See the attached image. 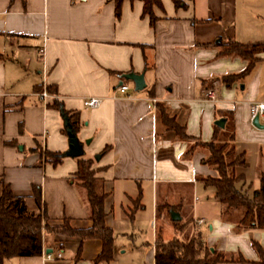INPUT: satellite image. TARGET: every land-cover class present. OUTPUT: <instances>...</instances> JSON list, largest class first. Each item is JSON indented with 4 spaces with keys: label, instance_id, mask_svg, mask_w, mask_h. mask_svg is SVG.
<instances>
[{
    "label": "crops",
    "instance_id": "1",
    "mask_svg": "<svg viewBox=\"0 0 264 264\" xmlns=\"http://www.w3.org/2000/svg\"><path fill=\"white\" fill-rule=\"evenodd\" d=\"M158 1L150 25L142 15V0H121L118 17L112 0H0V181L22 196L30 211L37 210L31 190L37 185L49 222L67 217L73 227L90 226L70 180L75 158L52 164L41 153L67 148L55 103L77 113L75 133L83 156L92 158L108 146L92 168L103 180L104 223L113 231L108 262H93L101 249L99 239L80 243L56 235L43 249L51 255L59 251L60 258L10 257L1 264H132L135 255L154 264L156 234L170 239L195 231L215 250L248 260L257 259L250 239L264 248L263 229L235 233L220 218L211 187L203 200L195 195L207 188L195 176L212 173L201 162L204 153L195 148L188 159L182 158L189 143L156 117L161 104L188 136L202 142L212 138L214 120L224 118L217 137L231 130L236 152L245 156L248 148L257 150L253 189L258 187L264 129L251 125L249 108L264 102V53L242 80L229 85L220 77L240 72L245 60L218 53L228 40L264 42V0H181L178 7L172 0ZM124 73H142L144 88L135 91ZM120 84L127 86L123 93L116 90ZM42 88L44 98L38 95ZM206 89L213 91L214 101L200 98ZM92 96L101 99L98 106L84 107L83 99ZM143 210L150 216L151 241L145 246L134 243L130 226ZM170 211L179 216L175 222L190 218L182 231L175 230ZM119 236L127 239L124 245Z\"/></svg>",
    "mask_w": 264,
    "mask_h": 264
},
{
    "label": "trees",
    "instance_id": "2",
    "mask_svg": "<svg viewBox=\"0 0 264 264\" xmlns=\"http://www.w3.org/2000/svg\"><path fill=\"white\" fill-rule=\"evenodd\" d=\"M112 1L114 15L118 17L121 0ZM142 2V15H147L149 24L153 25L155 17L152 6L159 5V1L142 0ZM172 2L176 7L182 4L181 0H172ZM220 45L219 55L237 56L245 60V66L240 72L220 77L225 85L242 80L259 60V55L264 53V42L243 44L228 40ZM52 106L58 108L60 114L68 117L76 132L79 126L77 113L59 108L55 103ZM156 117L177 139L189 143L182 158L188 159L195 148L202 149L204 154L201 162L212 173L197 175L195 179L204 187H211L214 190V197L220 204V218L229 222L235 233L250 228L264 230V172L257 173L256 189H250V183L246 190L236 187L237 182L243 183L244 177L243 174H237L235 169L246 166V161L243 151H235L232 132L224 133L219 138L216 135L219 128L214 125L212 138L202 142L188 136L184 126L177 124L174 117L169 115L161 104L156 105ZM5 144L14 145V142L7 141ZM107 149L108 146H105L99 155ZM43 154L52 164L59 163L62 158L60 152L43 150ZM75 161L76 170L70 180L80 193L87 218L91 222L90 226L73 227L67 217H63L60 223L49 222L45 210L41 207L37 185L31 187L37 210L30 211L25 207L24 198L13 195L8 184L0 181V264L10 257L40 255L42 248L56 235L76 237L80 243L86 239H99L101 249L93 262H108L112 259L113 231L104 223L103 204L106 193L103 190V180L95 176L96 169L92 168L93 158L81 155L76 157ZM189 220L190 218L183 223L174 221L175 230L182 231L183 225ZM250 246L257 255L256 260L244 259L238 253L215 250L205 244L198 231L191 232L185 239L177 237L163 239L156 234L153 242V260L154 264H264V248L254 239H250ZM79 249L80 245L74 256L76 259Z\"/></svg>",
    "mask_w": 264,
    "mask_h": 264
},
{
    "label": "rangeland",
    "instance_id": "3",
    "mask_svg": "<svg viewBox=\"0 0 264 264\" xmlns=\"http://www.w3.org/2000/svg\"><path fill=\"white\" fill-rule=\"evenodd\" d=\"M259 121L263 123V119L259 118ZM63 129V127H62ZM231 132V130H227L225 133ZM242 148L237 147L236 150L240 151ZM42 156L44 157L43 150H41ZM95 155H99L98 153L94 154L92 158L94 159ZM261 159V158H260ZM245 161H246V166L244 167H237L235 169V172L237 174H243L244 181H239L236 183V187L240 188L241 190H246L248 184H251L250 189H253L254 182H255V167L258 162V154L257 150L254 149L253 147L248 148L245 152ZM249 189V190H250ZM210 191V187H207L205 189H201V193L198 191L195 195H197L200 200L204 199L203 196L207 195V193ZM249 192V191H248ZM203 195V196H202ZM145 200V199H144ZM150 216H149V211L148 210H143L139 215L135 216V220L132 226V229H134V233H132V239L134 243H140L143 244L142 246H145L146 242L151 241V236H150ZM206 227V224L203 225ZM187 234H184V236H177V238L180 239H185L187 237ZM250 237H252V234H250ZM127 239L124 237L119 236V242H123V245L126 243ZM148 246V245H147ZM133 263L132 264H150L148 260L144 259L143 255H135V257L132 259ZM217 264H235V263H217Z\"/></svg>",
    "mask_w": 264,
    "mask_h": 264
},
{
    "label": "water",
    "instance_id": "4",
    "mask_svg": "<svg viewBox=\"0 0 264 264\" xmlns=\"http://www.w3.org/2000/svg\"><path fill=\"white\" fill-rule=\"evenodd\" d=\"M122 77L126 80H130L133 83V89L135 91H139L144 88V80H143V75L142 73L135 74V73H124L122 74ZM61 115V120H62V127L63 131L66 136L67 140V148L63 152H61L62 157H71V158H76L81 155H83V150H82V143L78 140V137L76 136L75 131L73 130L68 117L65 115ZM224 118H218L214 120L213 124L216 127L223 128L224 125ZM251 125L257 129H264V123H261L258 119L257 116H254L251 120ZM99 155L94 156V160H98ZM179 216L175 213L170 211V220L172 221H178ZM45 253H49V250L46 249L44 250Z\"/></svg>",
    "mask_w": 264,
    "mask_h": 264
},
{
    "label": "built area",
    "instance_id": "5",
    "mask_svg": "<svg viewBox=\"0 0 264 264\" xmlns=\"http://www.w3.org/2000/svg\"><path fill=\"white\" fill-rule=\"evenodd\" d=\"M116 90L120 93H123L127 90V86L125 84H120L119 86L116 87ZM41 98H44L47 96V93L45 91V88H42V90L38 94ZM200 98L202 100H207V101H214V95L213 91L211 89H206L200 93ZM101 99L99 97H87L84 98L82 101V105L86 108H94L98 106L100 103ZM152 102H154V99H152ZM249 115H250V120L254 117L257 116L258 119L261 118L263 119L264 123V102H254L250 105L249 108ZM195 223L200 224L203 223L202 219H195ZM41 256L44 260H53V259H58L61 257V253L57 251L54 255H51L49 253H45L44 249L42 248L41 250Z\"/></svg>",
    "mask_w": 264,
    "mask_h": 264
}]
</instances>
